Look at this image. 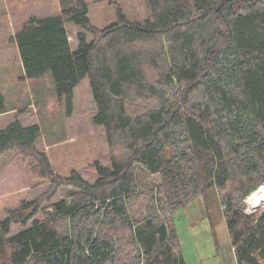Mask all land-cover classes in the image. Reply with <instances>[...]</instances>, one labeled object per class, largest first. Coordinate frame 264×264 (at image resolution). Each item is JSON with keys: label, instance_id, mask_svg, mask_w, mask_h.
Wrapping results in <instances>:
<instances>
[{"label": "trees", "instance_id": "1", "mask_svg": "<svg viewBox=\"0 0 264 264\" xmlns=\"http://www.w3.org/2000/svg\"><path fill=\"white\" fill-rule=\"evenodd\" d=\"M145 2L146 19L117 7L118 20L99 29L77 0L57 16H31L11 36L24 77L49 75L68 114L88 77L92 122L115 154L110 167L95 161L88 182L75 170L53 172L37 124L0 129V155L31 159L49 188L0 220V264H186L172 214L212 187L237 264H264V208L245 211L264 183V0ZM65 22L92 39L78 32L72 49ZM4 103L0 90V114ZM139 172L159 182L141 189ZM59 189L65 197L44 205ZM148 193L151 210L133 212ZM12 224L21 229L10 234Z\"/></svg>", "mask_w": 264, "mask_h": 264}, {"label": "rangeland", "instance_id": "2", "mask_svg": "<svg viewBox=\"0 0 264 264\" xmlns=\"http://www.w3.org/2000/svg\"><path fill=\"white\" fill-rule=\"evenodd\" d=\"M76 1L0 0V90L5 97L6 110L0 114V129L14 121L22 125L37 124L41 135L36 145L48 157L53 172L66 176L75 170L88 182H94L98 176L93 166L95 161L110 167L115 151L108 147L103 127L92 122L96 106L88 77L74 89L73 106L68 114L66 100L58 98L49 75L39 79L24 77L17 48L10 39L31 16H57L61 14V8H68ZM85 2L90 24L99 29L118 20L117 7L129 20L141 21L149 15L145 0ZM65 29L72 49L77 46L78 32H84L87 41L92 39L90 32L73 22H65ZM32 165L31 159L23 158L15 150L0 155V220L23 200L45 199L48 184L36 176ZM138 177L141 189L147 190L154 182H159L158 175L148 176L139 172ZM258 188H264V183ZM255 191L251 193L253 196ZM147 195L149 193L134 202L133 212L144 214L151 210L152 204L145 200ZM64 197L65 191L59 189L48 203L43 204L48 205ZM246 199L247 213L264 208L263 202L252 207V200L247 203ZM36 218L42 219V212L33 219ZM172 223L186 264H237L215 187L175 210ZM20 229V224H12L10 234Z\"/></svg>", "mask_w": 264, "mask_h": 264}, {"label": "bare ground", "instance_id": "3", "mask_svg": "<svg viewBox=\"0 0 264 264\" xmlns=\"http://www.w3.org/2000/svg\"><path fill=\"white\" fill-rule=\"evenodd\" d=\"M261 202L264 204V188H258L255 191V196L253 200L251 201L250 205L252 207H256L257 205H260Z\"/></svg>", "mask_w": 264, "mask_h": 264}, {"label": "crops", "instance_id": "4", "mask_svg": "<svg viewBox=\"0 0 264 264\" xmlns=\"http://www.w3.org/2000/svg\"><path fill=\"white\" fill-rule=\"evenodd\" d=\"M3 114V113H2Z\"/></svg>", "mask_w": 264, "mask_h": 264}]
</instances>
